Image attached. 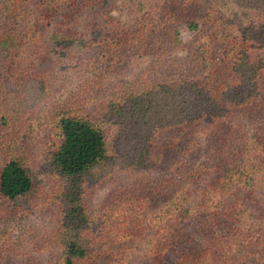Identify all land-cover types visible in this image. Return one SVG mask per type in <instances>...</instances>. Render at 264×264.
<instances>
[{"label":"trees","instance_id":"1","mask_svg":"<svg viewBox=\"0 0 264 264\" xmlns=\"http://www.w3.org/2000/svg\"><path fill=\"white\" fill-rule=\"evenodd\" d=\"M117 1L0 0V224L37 207L54 221L33 252L4 231L0 264H109L147 230L117 213L153 200L150 264H264V0H224L263 12L246 25L207 0H132L125 24ZM30 4L34 24L91 18L67 93L29 52Z\"/></svg>","mask_w":264,"mask_h":264},{"label":"rangeland","instance_id":"2","mask_svg":"<svg viewBox=\"0 0 264 264\" xmlns=\"http://www.w3.org/2000/svg\"><path fill=\"white\" fill-rule=\"evenodd\" d=\"M44 1L49 2L52 0ZM207 1L216 5L219 11L225 15L228 20H232V22L241 21L244 25H246L251 18H259L261 14H263V12L259 10L255 11L247 4L240 3L239 1H237V3L224 0ZM65 11L66 9L58 12L57 15L53 14L54 19L52 20L50 26L46 25L47 20L45 19H38V24H34L32 22L37 21V8L35 4H30L28 6V10L25 11L21 18V24L25 26L24 29L28 33L32 35L34 34V39L32 41L27 40V45L30 49L29 52H32L35 56H39L40 60H43V66L51 74V82L57 90L56 94L67 93L72 89L80 70H82L81 67L86 62L77 56L71 58V51L75 52L76 54L77 48L74 47V44H72L70 38L74 37V34H76L74 31H87L88 25L91 22V18H87L83 15V13L77 14L74 20L67 21L66 17L69 19L70 17L68 14L63 16ZM138 14L139 12L136 10L132 0H118L114 10L112 11V16L116 18L117 21L125 24L132 23L133 18ZM63 19H65L64 24L62 22ZM59 23H61V25ZM21 24L18 25L21 26ZM218 30L220 32L212 38L215 44H219L220 35H222V31H224L223 28ZM62 34H64L65 37H63ZM57 35H62L61 39H64V43L71 42L69 44L70 47L68 48L70 51L69 53H67L65 50L62 51L59 49L61 39H57ZM189 37L190 34L187 32L182 34L183 40H186ZM103 60L102 54L99 53H97V55L92 58V61L94 63H98L99 65L103 63ZM50 61L53 63V65L48 66ZM51 67H53V69ZM196 75L198 74L196 73ZM123 177L124 176L121 174L116 178L115 182L107 184L106 189L103 192L107 193L108 191H112L117 187L118 183L123 182ZM158 208L161 209L162 205H160L158 201L155 202L153 200L148 205L144 206H133L127 204L120 213H117L116 217L113 219L112 226L118 225L122 223V221L128 225L130 222H135L134 219L137 217H144L146 218L145 225L147 230L145 229V233L133 241H130V238H127V240L125 239L126 242L129 241L128 244H124L125 241H123L118 245V247H115L116 253H122L121 258L119 257L118 259L114 256L113 260L109 264L151 263V261L148 259V254H145L147 252L144 241L154 232V228L151 224L152 217L148 219V215L154 213V211ZM5 223L9 224L10 230L7 226H2L0 224V236L2 233H4V231L8 230L9 234L13 237H23L30 242L29 246L33 252V245L31 242L41 238L44 232L53 225L54 221L51 214L47 210H45L43 207H37L33 209L29 215ZM97 264H104V260L98 262Z\"/></svg>","mask_w":264,"mask_h":264}]
</instances>
